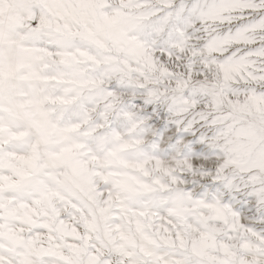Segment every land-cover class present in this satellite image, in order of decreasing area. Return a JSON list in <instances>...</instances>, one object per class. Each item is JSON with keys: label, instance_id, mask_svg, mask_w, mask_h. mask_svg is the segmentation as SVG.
<instances>
[{"label": "snow or ice", "instance_id": "6c2138e0", "mask_svg": "<svg viewBox=\"0 0 264 264\" xmlns=\"http://www.w3.org/2000/svg\"><path fill=\"white\" fill-rule=\"evenodd\" d=\"M0 264H264V0H0Z\"/></svg>", "mask_w": 264, "mask_h": 264}]
</instances>
